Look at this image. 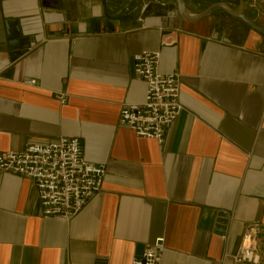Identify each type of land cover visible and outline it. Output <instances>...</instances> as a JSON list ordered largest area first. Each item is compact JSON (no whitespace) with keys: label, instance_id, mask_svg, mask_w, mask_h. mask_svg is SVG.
<instances>
[{"label":"crops","instance_id":"0c3cea01","mask_svg":"<svg viewBox=\"0 0 264 264\" xmlns=\"http://www.w3.org/2000/svg\"><path fill=\"white\" fill-rule=\"evenodd\" d=\"M184 1L194 16L240 0ZM243 9L264 28V0ZM7 19L23 31L14 52ZM145 51L180 78L162 145L120 126L144 102ZM65 138L106 166L102 190L75 218L44 219L34 183L0 172V264H131L160 238L162 264H252L230 258L248 225L264 264V37L242 21L187 23L175 0H0V153Z\"/></svg>","mask_w":264,"mask_h":264},{"label":"built area","instance_id":"2783aa9c","mask_svg":"<svg viewBox=\"0 0 264 264\" xmlns=\"http://www.w3.org/2000/svg\"><path fill=\"white\" fill-rule=\"evenodd\" d=\"M159 52H142L135 56L133 71L147 86L144 102L125 105L120 126L139 138L162 145L168 128L181 116L180 78L159 71ZM35 81L29 85H35ZM66 95L60 96L64 105ZM105 165L88 163L77 139H60L49 145H32L23 151L0 153V172L11 173L34 183L44 219L65 221L77 217L84 206L100 193L105 181ZM240 248L230 258L237 263L260 264L257 255V225H248ZM163 238L146 249L141 259L131 264H162L165 254Z\"/></svg>","mask_w":264,"mask_h":264},{"label":"water","instance_id":"95a60500","mask_svg":"<svg viewBox=\"0 0 264 264\" xmlns=\"http://www.w3.org/2000/svg\"><path fill=\"white\" fill-rule=\"evenodd\" d=\"M87 1H101V0H87ZM176 1V7L178 14L180 15L181 19L184 22L195 24L196 22H199L201 20H204L209 17L210 14H212L214 11L221 10L223 13L225 12L230 17L242 21L244 24H246L253 32L260 34L264 37V28L259 26L256 23L251 22L249 19H247L244 15V0L239 1V11L234 12L233 10L229 9L225 4L216 3L212 4L207 8L204 12L198 14V15H190L189 11H187V7L184 0H175ZM5 29L7 32V38H8V46L10 47L11 51L14 52L15 48L17 46L21 45L22 37H23V31L22 27L20 25V21L18 19H7L5 21ZM25 49H29L30 46L24 47ZM15 57L16 55H13ZM226 217V216H225Z\"/></svg>","mask_w":264,"mask_h":264},{"label":"flooded vegetation","instance_id":"af4514ba","mask_svg":"<svg viewBox=\"0 0 264 264\" xmlns=\"http://www.w3.org/2000/svg\"><path fill=\"white\" fill-rule=\"evenodd\" d=\"M41 1H44V0H41Z\"/></svg>","mask_w":264,"mask_h":264}]
</instances>
